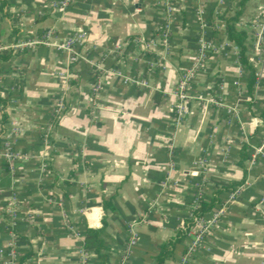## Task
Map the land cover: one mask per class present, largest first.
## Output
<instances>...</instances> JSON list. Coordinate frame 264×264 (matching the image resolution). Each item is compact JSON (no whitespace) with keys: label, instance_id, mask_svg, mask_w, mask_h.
<instances>
[{"label":"crops","instance_id":"obj_1","mask_svg":"<svg viewBox=\"0 0 264 264\" xmlns=\"http://www.w3.org/2000/svg\"><path fill=\"white\" fill-rule=\"evenodd\" d=\"M53 1L0 0V151L8 143L16 155L0 156V264L10 251L14 264L93 261L84 231L103 219L108 264H153L198 199L231 182L241 183L219 195L217 223L188 264H264V0H245L235 24L247 35L251 93L224 34L240 0ZM69 38L71 51L57 48Z\"/></svg>","mask_w":264,"mask_h":264},{"label":"trees","instance_id":"obj_2","mask_svg":"<svg viewBox=\"0 0 264 264\" xmlns=\"http://www.w3.org/2000/svg\"><path fill=\"white\" fill-rule=\"evenodd\" d=\"M240 8L234 12L232 16L226 17L224 20V34L228 41L232 42L238 52L239 63L242 67L246 68L249 72L248 78L245 80L247 93H251L255 83V70L246 58L245 42L247 39L246 32L242 29H237L235 24L241 14L245 0H240ZM239 102H244V95L238 97ZM245 148L241 149L239 155V164L242 166V162L245 160ZM4 168H7L6 162H1ZM241 182H231L226 186H222L212 193L210 199L199 198L194 208L190 211V215L184 218L181 223L175 228L172 237L163 241L159 245L157 254L153 257V264H164L165 259L172 256L175 250V246L187 237L188 232L195 227V225L204 217L208 212L213 211L215 208L222 206L219 195L223 191H232L234 186L239 185ZM111 198L102 199V207L106 211L111 209ZM107 236L105 232V223L103 219L102 227L98 229L85 227L82 248L84 251L91 250L94 255L93 261H86L84 264H108L109 259L107 255V248L104 245V238ZM22 260V259H21Z\"/></svg>","mask_w":264,"mask_h":264},{"label":"built area","instance_id":"obj_3","mask_svg":"<svg viewBox=\"0 0 264 264\" xmlns=\"http://www.w3.org/2000/svg\"><path fill=\"white\" fill-rule=\"evenodd\" d=\"M74 0H56L52 2V6H54L55 8L58 9H65L67 8L71 3H73ZM45 38L49 39V36H46ZM162 42L164 44H166L167 41V36L166 34H162V38H161ZM32 43H35L34 41H32L31 43H19L16 45V47H22L25 45H31ZM43 43L46 44V42L44 41ZM74 45V39L73 38H69L66 39L64 42L60 43L59 45H57V48L60 50H65V51H71V47ZM3 48L0 47V50H2ZM193 77V70H187L182 78L180 79L178 86H177V92H176V96L178 99L179 104H177V110H178V116L180 115L181 111L184 109V103H185V99L187 98V85L190 82V80ZM98 86L94 87L93 90H96ZM213 103L215 105H217L218 107H220L221 109L224 110V112L227 115H232V114H236V107L235 106H229L226 105L224 103H222L220 101V98L218 99H214ZM54 111L55 112H61L62 110V104L60 102H57L55 107H54ZM0 156L5 158L7 161H11L13 160L16 155L13 152V150L11 149V145H9L8 143L5 144V146L2 148V150L0 151ZM236 195V193H231L228 197V199H232L234 196ZM12 206L7 207L6 212L8 214H12ZM221 208L220 209H215L214 211H212V213L210 214L209 219L206 221V225L205 224H200V226H197V224L195 225V227L193 229H191L188 232V236L191 237V242L189 244H187L186 250L185 252L179 257V259L174 263V264H188L192 253L194 252V249L197 245H199L200 243H203L204 237H205V233L208 230V228L213 227L218 220V216L220 214ZM135 242V238L131 235L129 236L127 242H126V246H125V251L123 253V258L125 257V255L130 251V248L132 247V245ZM8 256H10V261L9 264H14L13 258L14 255L13 253L10 251Z\"/></svg>","mask_w":264,"mask_h":264},{"label":"rangeland","instance_id":"obj_4","mask_svg":"<svg viewBox=\"0 0 264 264\" xmlns=\"http://www.w3.org/2000/svg\"><path fill=\"white\" fill-rule=\"evenodd\" d=\"M157 42H159V43H160L159 45H161V44H162L161 46H166V44H164V43H163L162 41H160L159 39L157 40ZM157 42H156V43H157ZM166 43H167V41H166Z\"/></svg>","mask_w":264,"mask_h":264}]
</instances>
